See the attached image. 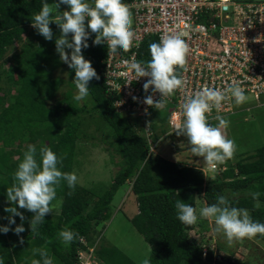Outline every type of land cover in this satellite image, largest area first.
Segmentation results:
<instances>
[{"label": "trees", "instance_id": "1", "mask_svg": "<svg viewBox=\"0 0 264 264\" xmlns=\"http://www.w3.org/2000/svg\"><path fill=\"white\" fill-rule=\"evenodd\" d=\"M131 1L123 0L126 4ZM43 2L0 0V61L6 58L8 51L20 45L19 51L9 57L10 65L5 73L11 86L0 95V227L10 229L6 234L0 232V257L4 258V264H31L33 259H40L38 254H33L36 248L45 249L53 260L58 257L61 261L66 260V264H78V253L85 249L81 238L87 246L99 244L95 253L102 264H136L116 246L100 243L103 227L98 228L111 217L114 195L128 181L134 206L127 202L119 212L151 246L152 253L148 257L151 264H244L236 256L204 249L202 244L190 239L188 231L193 226L178 221L175 202L180 199L197 208L198 201L203 200L209 206L216 202L218 195H226L232 206L246 208L254 221L264 223V144L239 154L233 163L227 161L226 167L222 166L224 169L211 179H207L206 173L196 165L171 161L150 151V143H156L159 135L154 134L149 142L134 123L114 110L117 96L107 91L103 77L107 49L103 44H93L94 33H90L89 47L82 49V54L91 62L99 80L89 82L90 95L81 105L73 99L76 89L74 70L60 61L55 49L59 27L50 22L51 40L31 28L33 17ZM47 2L51 4L56 0ZM58 14L53 12L51 18ZM150 44L151 40L147 39L139 47V61L151 59ZM65 51L71 52L70 49ZM62 69L66 71L65 79L56 76ZM63 84L68 88L56 98ZM51 99L54 103L48 105ZM95 118L113 136L112 139L102 138L109 146L110 155L115 153L120 157V169L108 186L94 184L88 188L77 183L73 190L62 181L56 189L61 198L58 212L47 214L38 227L39 235L33 234L29 222L34 213L10 204L6 195V189L14 183L13 174L24 152L29 144L35 145L37 150L47 146L63 157L58 166L60 170L71 173L77 162L79 142L95 139L87 132L92 124L90 121ZM95 130L99 129L96 127ZM151 130L156 129L152 127ZM175 132L169 136L174 137ZM253 192L261 194L259 208H254ZM9 206L17 207L24 215V221L13 216L15 223L9 224L10 214L4 211ZM21 224L25 231L18 236L11 229ZM58 229L60 232L73 230L78 233V238L62 247L56 242ZM255 238L264 242L262 235ZM60 250L62 254L58 252Z\"/></svg>", "mask_w": 264, "mask_h": 264}, {"label": "clouds", "instance_id": "2", "mask_svg": "<svg viewBox=\"0 0 264 264\" xmlns=\"http://www.w3.org/2000/svg\"><path fill=\"white\" fill-rule=\"evenodd\" d=\"M61 4L67 5L68 10L58 11ZM53 12L59 13L54 19L51 18ZM50 22H54L60 29L59 38L55 40L60 61L74 70V84L78 91L73 99L77 102L84 101L90 95L89 82L99 80L91 62L82 54V49L89 47L87 40L90 33L95 34L94 45H107L108 55H115L118 49L128 52L133 47L136 36L132 27V12L123 0H56L51 4L44 0L40 11L34 15L31 26L46 40H51L53 32ZM65 49H70L71 52L68 53ZM189 51L183 34L177 33L163 36L159 43H151L149 61H131L130 68L134 71L136 80L148 78L143 84L144 92L147 93L151 88L153 93H160L157 101H154L152 95H147L144 104L157 110L164 109L167 98L183 88L185 82L177 68L186 71ZM246 99L244 90L238 84L223 90L204 87L185 100L182 106L183 119L174 122L175 134L187 138L193 156L202 157L211 168L216 169L233 159L237 151L234 140L226 135L230 121L219 114V109L225 102L234 100L239 105ZM214 108L217 114L213 119L218 121L217 126H212L208 120ZM62 159L47 146L37 150L35 145L29 144L13 174L14 183L6 189L10 204L34 213L29 223L31 232L35 235H39V225L55 207L53 201L61 182H66L67 187L73 190L78 183L75 172L60 170L58 166ZM260 195L259 192L251 193L255 201L254 208L261 206ZM175 209L178 221L186 226L196 225L200 218L214 222L213 232L222 234L230 246L235 242H243L244 239H253L257 235L264 236V223L254 221L246 208L232 206L226 195H218L215 203L199 210L179 199L175 202ZM4 211L10 214L9 224L15 223L13 216H18L21 221L25 219L15 206L6 207ZM9 230L8 226L0 227V232L5 234ZM11 230L18 236L25 231L22 224ZM59 237L65 245H69L78 238V233L65 229L59 233ZM20 242L23 243L22 238ZM148 251L152 253L150 245ZM33 254H38L40 259H33L31 264H53V258L45 249H33ZM95 256L99 264H102L96 254ZM0 264H4L3 257H0ZM143 264H151V260L146 258Z\"/></svg>", "mask_w": 264, "mask_h": 264}, {"label": "built area", "instance_id": "3", "mask_svg": "<svg viewBox=\"0 0 264 264\" xmlns=\"http://www.w3.org/2000/svg\"><path fill=\"white\" fill-rule=\"evenodd\" d=\"M127 5L136 34L133 47L128 52L118 49L115 55L107 52L103 77L107 91L117 96L114 110L137 112L140 126L134 127L149 142L155 132L151 130L148 114L154 108L143 101L147 95L157 101L160 93H153L151 88L144 92L143 84L148 78L136 80L130 68L133 59L139 61L138 49L147 39L159 43L163 36L180 33L190 49L186 71L177 68L184 86L167 98L166 105L171 106L167 133L176 131L174 122L183 119L185 100L204 87L223 90L238 84L256 100L264 95V0H132ZM236 105L234 100L223 103L219 114H232ZM216 114L214 108L208 120H215ZM153 150L151 146L150 151ZM81 241L85 249L78 253V264H99L95 246H87L83 238Z\"/></svg>", "mask_w": 264, "mask_h": 264}, {"label": "rangeland", "instance_id": "4", "mask_svg": "<svg viewBox=\"0 0 264 264\" xmlns=\"http://www.w3.org/2000/svg\"><path fill=\"white\" fill-rule=\"evenodd\" d=\"M249 0H246L248 2ZM68 10L67 5H60L58 11ZM32 29L34 27L31 26ZM20 45L13 47L11 51L6 53V58L0 61V95L4 94L9 88V82L5 76L10 65L9 57L11 54L18 52ZM66 65V64H65ZM56 76L60 78H66V71L61 70L56 72ZM68 86L63 84L59 91L56 93V98H60L62 92L67 89ZM75 89L74 95L77 94ZM247 97L246 101L242 104L234 107L233 113L230 115L223 116L225 119L230 121V124L226 130L228 138L234 140L237 145V151L234 158L231 159L230 163H233L237 159L239 154L249 152L254 147L262 146L264 139H259V136L264 135V95L260 99L256 100L252 95L244 93ZM85 101V100H84ZM84 101L77 102L81 105ZM258 106V103H261ZM3 103V102H2ZM54 103V100L48 101V105ZM171 106L166 105L164 109L157 110L151 109L148 114V118L151 119L150 126L156 129L154 132L157 135L165 134L169 131L168 124V108ZM1 109V104H0ZM248 109V110H246ZM123 116L128 118L132 123L140 126V119L137 117V112L123 113ZM99 120H91V126L87 129V132L93 134L95 139H87L79 142L76 160L77 162L73 166L72 172L78 177V184L84 187H93V185L108 186L111 182L114 174L120 169L119 161L120 157L114 153L110 155V149L108 144L104 142L105 139H112L108 128L101 126L98 123ZM212 126H217L218 121L212 120L209 122ZM99 130H95V128ZM162 132H161V131ZM173 132L165 134L159 138L153 146V152L159 156L177 162L189 163L200 167L207 179H211L218 171H222L226 167V164L221 165L220 169L211 168L202 157H195L190 151L191 145L185 136H174L170 137ZM103 137V138H102ZM102 138V139H101ZM95 142V143H94ZM223 166V167H222ZM215 171V172H214ZM129 181L123 184L115 193L112 200V211L111 217L107 222L102 223L98 228L103 227V231L100 237V243L104 242L106 246H116L128 257H130L136 264H143V260L148 258L150 253L148 251V245L144 242L142 236L136 232V230L128 224L125 217L119 212L121 208H125V204L131 203V207L134 206V200L130 197ZM105 188V187H104ZM61 203L60 194L56 192V199L53 201L55 207L49 214L58 212L59 205ZM123 205V206H122ZM197 210L201 207L206 206L205 201L201 200L196 202ZM132 209V208H131ZM55 220V216H52ZM214 222L207 219L200 218L196 225L188 231L189 238L197 243L202 244L205 249L209 248L213 251L219 252L223 255L236 256L238 260L244 264H264V242L253 238L244 239L243 242H235L231 246L228 244L226 238L221 234L217 235L213 232ZM58 229V236H59ZM57 243L64 247L65 244L60 237L56 239ZM55 243V240H52ZM52 243V244H53ZM98 244V243H97ZM95 244V251L98 245ZM62 254V250L58 251ZM64 254H67L66 252ZM96 254V253H95ZM55 257L53 264H66V260L61 261Z\"/></svg>", "mask_w": 264, "mask_h": 264}, {"label": "crops", "instance_id": "5", "mask_svg": "<svg viewBox=\"0 0 264 264\" xmlns=\"http://www.w3.org/2000/svg\"><path fill=\"white\" fill-rule=\"evenodd\" d=\"M261 104H262V102L261 103H258V106L261 105ZM263 104H264V102H263ZM246 110H248V109H246ZM259 139H264V135L259 136Z\"/></svg>", "mask_w": 264, "mask_h": 264}]
</instances>
